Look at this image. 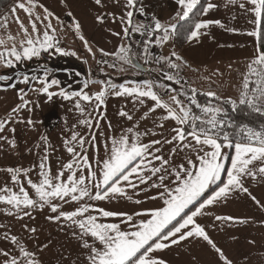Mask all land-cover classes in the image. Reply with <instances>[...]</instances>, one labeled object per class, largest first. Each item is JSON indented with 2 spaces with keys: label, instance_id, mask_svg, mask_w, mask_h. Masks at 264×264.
<instances>
[{
  "label": "crops",
  "instance_id": "obj_1",
  "mask_svg": "<svg viewBox=\"0 0 264 264\" xmlns=\"http://www.w3.org/2000/svg\"><path fill=\"white\" fill-rule=\"evenodd\" d=\"M18 2H25V0H15L0 12V41H3L0 43V53L6 54L5 59L0 61L3 63L0 65V76L11 79L16 74H21L14 88L11 85L0 87V121H11L6 125L5 131L0 133V188L7 185L12 187L13 191H18V186L12 185L11 176L6 171L9 168L28 169L30 170L28 178L33 182H39V163L44 156L45 147V140L42 138H46L49 151L47 167L52 175L59 173L61 164L71 159L65 149L64 140L70 138L73 131H78L89 141L93 136L96 137L95 142L84 145L93 170L100 166L97 161H100L102 165L103 160L107 158L112 139L126 133L130 127L143 134L141 135L142 143L152 144L155 140L163 142L165 139H171L174 135L172 129L179 125H176L172 119L164 120L163 116L167 115V112L162 108H156L154 112L150 111L155 107V102L147 97L137 98L114 94L105 97L104 106L92 114L93 123H98L99 127L86 128L79 125L81 116L75 108L78 98L65 100L59 95L61 90L69 93L83 90L89 73L92 74V79L101 74V70L114 72L124 71V68H127L125 62L117 58V53L121 47H130L131 52V44L138 33L131 30L127 36L123 33L125 24L120 21V17L125 12L126 0H104L100 6L95 4V0H37L38 6L33 10L31 18L21 9H16L15 14L11 12V8ZM149 2L150 6H146L145 1L140 0L137 8L142 7L146 15L155 17L163 24L179 22L173 19L178 11L175 0H149ZM207 3H212L216 7L201 19L220 23H213L204 29L205 34L197 41L187 42L180 50L174 47L173 38L163 46H157L154 42L152 45L159 49L160 57L168 58L181 68L186 77V83L183 86H186L189 91L192 88L199 93L213 91L221 93L222 99L219 98V100H228L232 99L227 93L229 86L233 85V79L239 77V81L235 83L241 92L247 65L257 54V39L247 35L255 28L252 23L255 18L250 11L246 12L239 7L240 0H236V3H229V0H208ZM246 6L251 7L247 4ZM44 8L59 18L51 19L50 22L56 28L60 47L68 53L75 52V55H60L53 49L42 52L39 57H33L30 60L15 61L14 57L8 56L7 53L14 46L22 50L21 42L25 37L20 23L34 38L36 34L32 33L30 19L34 20L36 15L43 18ZM68 13L71 15L69 16ZM98 15L105 17L103 23L97 22ZM16 17L19 18V22ZM74 21L81 25L79 33L74 29ZM138 21H141V15L137 11L133 23ZM36 23L38 32L42 36L45 30L44 25L48 21L41 20ZM80 36L88 42L92 52L87 51L84 40H81ZM105 52L108 53L107 56L103 54ZM173 52L181 57L180 61L172 56ZM7 59H12L15 67L6 66L4 61ZM51 60H56L57 65ZM33 62L43 65V70L37 69V71H40L43 76L47 73L48 82L53 79L59 81L58 85L49 89L50 92L56 93L51 99L46 93L34 91L43 88L40 81L45 76L42 77L40 74L34 76L33 72L29 74V69L34 66ZM19 67L20 69L25 67L27 71L18 73ZM235 67L242 68L235 69ZM74 68L81 69L83 77L73 71ZM90 69L93 71L88 73ZM135 72L136 76L140 77L139 71ZM25 75L30 78L27 84L21 82ZM31 76L38 79L33 80ZM158 78L159 75L156 74L149 75L145 79L153 84V91L160 96L167 86L161 87L162 89L157 87ZM176 85L181 84L176 83ZM25 93L24 99L29 102L26 109L13 114L12 109L23 103L20 96ZM173 95L183 103V99L177 96L173 88H169L167 95L160 98L172 108L177 109L176 104L171 100ZM140 99L144 102L140 103ZM233 100L238 101V97ZM80 103L85 106V102ZM122 111L131 115L133 119L128 120L127 116L121 117L119 113ZM145 114H147L146 117ZM13 116H15L14 120ZM29 120L33 123L28 124ZM159 124H163L164 127H158ZM174 147L177 145L161 143L154 145L152 150L155 152V149L159 148L160 152L156 155H162L168 159L171 167L181 164L187 166L189 157L198 165L194 151L183 150L173 153ZM225 151L234 153L233 148ZM148 159L152 160V157L149 156ZM225 163L228 165L230 161ZM152 164L159 166V161L152 160ZM171 167L164 183L175 187L176 181L171 175ZM79 174L81 173L78 172ZM82 174L87 176V169H84ZM159 175L152 177L148 185H139L136 189L126 188L125 191L132 197L131 200L127 197L104 201L88 200L87 203L92 206L90 214L97 215L98 222L118 223L122 230H131V225L122 222L123 217L105 218L94 209L103 208L108 211L127 213L132 215L137 223L141 219H148L149 217H139L135 214L163 207V200L159 199L163 189L151 187L153 182L160 183ZM66 176L67 173L62 179L66 180ZM19 185L25 187L31 198L36 199L34 190L27 184V179L21 177ZM245 185L249 189L248 194L233 192L227 200L207 206L203 210L207 214L198 216L196 220L205 228L209 237L231 264H264V178L258 177L256 180L245 178ZM150 197H157V199L153 200ZM253 197L256 199L254 200ZM137 200L140 203H136ZM53 203H61V211H73L78 207L75 202L53 201ZM8 207L0 204V250H7L18 257V249L11 244L10 240L3 239L4 234L7 233L9 236L15 235L28 250L35 254L40 264H88V250L82 248L81 241L73 235L77 229L63 220L50 219L56 215L50 208L29 209L31 217L24 216L21 212L22 218H17L16 215L7 214ZM216 215H227L245 222L216 221ZM32 228L36 231H29ZM87 239L89 243L92 242L91 237ZM97 246L99 247L98 244ZM152 255L163 259L166 264H224L219 254L199 238H190L188 241L157 251ZM4 259L0 256V264H4Z\"/></svg>",
  "mask_w": 264,
  "mask_h": 264
},
{
  "label": "snow or ice",
  "instance_id": "obj_2",
  "mask_svg": "<svg viewBox=\"0 0 264 264\" xmlns=\"http://www.w3.org/2000/svg\"><path fill=\"white\" fill-rule=\"evenodd\" d=\"M175 2L178 11L173 19L182 22L181 27L183 24L188 25L185 29V38L189 43L197 41L204 35L203 30L211 24L220 23L219 21L200 19L216 7L212 3H205L204 0H175ZM103 3L104 0H95L97 6ZM139 3L140 0H126L125 12L120 17V21L125 24L123 29L125 36L131 30L147 37L142 41L144 53L147 55L149 44L154 42L157 46H163L177 36L180 29L177 24H163L155 17L150 22L138 21L133 23L137 11L141 16L146 15L142 7L137 8ZM229 3H236V0H229ZM246 4L251 5V7H247ZM37 6V0H25V2L16 3L11 8V12L15 14L16 9H21L31 18L33 10ZM239 7L246 12L250 11L255 18L252 21L255 28L247 35L257 39V54L247 65V72L243 77L238 101L228 99L222 103L229 105L233 112L243 108L249 114L264 117V0H246V3L245 0H240ZM44 13L43 18L36 15L34 20L30 19L32 33L36 34L34 38L20 23L25 37L21 42L22 50H18L14 46L7 53L8 56L14 57L17 62H21L39 57L42 52L53 49L60 55H75V52L68 53L60 47L56 28L50 22L51 19L58 20L59 18L47 8H44ZM68 15L70 16L71 13ZM96 19L97 22L103 23L105 17L98 15ZM16 20L19 22L18 17ZM41 20L48 21L44 25L45 30L42 36L38 32L36 23V21ZM73 24L75 31L79 33L81 25L76 21ZM113 34L117 35V33ZM79 38L84 40L83 36ZM84 43L87 51L92 52L88 42L84 40ZM129 51V48L121 47L117 53V58L125 63H131L128 58ZM103 54L108 55L106 52ZM5 55V53H0V61L5 59ZM172 56L177 61L181 60V57L174 52ZM161 61L167 63L170 68L178 67L165 57L157 59L156 63L159 64ZM6 66L15 67L13 60L7 59ZM165 76L166 79L175 80L176 83H179V80H176L173 75L166 73ZM47 77L48 74L45 73V78L40 81L43 88L34 91L46 93L51 99L56 93L50 92L49 89L58 85L59 81L53 79L48 82ZM8 79L10 77L0 76V80ZM29 79V76L25 75L21 82L27 84ZM31 79L38 78L32 77ZM11 86L15 87V85ZM86 87L87 84H85ZM109 88L115 90L117 86L110 84ZM190 91V96L181 93L185 95L188 105L182 103L175 95L171 97L177 106V111V109L163 102L160 96L153 91L151 82H145L142 87L119 86V90L114 91V95L147 97L155 102V107L150 111L154 112L156 108H162L167 112L163 119H172L176 125H179V127L172 129L174 135L171 139H165L163 142L155 140L152 144L142 143L141 135L143 134L130 127L126 133L112 139V146L107 153V158L103 160L102 165L100 161H97L100 166L93 170L84 145L95 142L96 137L93 136L89 141L78 131H73L70 138L64 140L65 149L71 159L67 163L61 164L59 173L52 175L47 167L49 151L46 146V138H42L45 140V147L44 156L39 163V182H33L28 178L30 171L28 169H7L6 171L11 176L12 185L18 186V191H13L12 187L7 185L0 188V204L9 206L7 214L16 215L17 218H22L21 212L24 216L31 217L29 209L50 208L51 212L56 214L50 219L63 220L69 226L77 229L73 235L81 241V247L88 250V264H166L163 259L152 254L179 245L190 238L202 239L219 254L224 264H231L196 218L207 214L203 211L207 206L227 200L233 192L248 194L249 189L245 185V178L251 180H256L258 177L264 178V120L261 121L259 127L226 124L223 117L227 113L220 103L201 105L196 99L198 95L196 89L192 88ZM24 95L26 93L20 96L23 103L12 109L13 114L26 109L29 102L24 99ZM59 95L65 100L78 98L75 108L81 116L79 125L86 128L99 127L98 123H93L92 114L104 106L106 90H101L94 95H89L83 90L70 93L61 90ZM202 95L210 100L219 101L217 93L213 91H207ZM81 101L85 102V106L81 105ZM139 102L143 103L144 101L140 99ZM189 105H195L202 115H194ZM119 115L121 117L127 116L128 120L133 119L131 115L123 111ZM146 116L147 114H145ZM202 116L206 118L202 119ZM14 119L15 116H13ZM9 123H11L9 120L0 121V133L5 131L6 125ZM27 123L32 124L33 121L29 120ZM158 127L163 128L164 125L159 124ZM226 128H231L232 131L229 132ZM161 143L176 144L177 147L172 149L173 153L183 150L194 151L198 165L189 157L187 166L181 164L171 167L168 159L162 155H156L160 152L159 148H156L155 152L152 150L154 145ZM229 148H233L234 153L225 151ZM149 156L152 157V160L159 161V166L152 164V160L148 159ZM225 161H230V164L226 165ZM150 164H152L151 167H149ZM169 167H171V175L175 177V187L167 186L164 183L166 176L169 175ZM84 169H87V176L82 174ZM78 172L81 174L78 175ZM66 173V180H64L62 177ZM157 174H160L158 176L160 183L153 182L151 187L163 189L159 196V199L163 200V207L135 214L139 217H149L148 219H141L137 223L133 216L127 213L108 211L103 208L94 209L96 213L105 218L123 217L122 222L131 225V230H122L118 223L98 222V216L90 214L92 206L87 203L88 200L104 201L117 197H127L131 200L132 197L127 195L125 189H136L139 185H148L152 177H156ZM222 174L226 178H223ZM21 177L27 179V184L34 190L36 199L31 198L25 187L19 185ZM150 199L155 200L157 197H150ZM253 199L256 198L253 197ZM53 201L75 202L78 207L73 211H61V203H53ZM136 203H140V201L137 200ZM257 203L260 202L257 201ZM215 220L245 222L227 215H216ZM29 231L35 232L36 230L32 228ZM88 237L92 238L91 243H89ZM3 239L10 240L11 244L18 249L19 257L7 250H0V256L5 258L4 264H40L35 254L28 250L15 235L9 236L5 233Z\"/></svg>",
  "mask_w": 264,
  "mask_h": 264
},
{
  "label": "trees",
  "instance_id": "obj_3",
  "mask_svg": "<svg viewBox=\"0 0 264 264\" xmlns=\"http://www.w3.org/2000/svg\"><path fill=\"white\" fill-rule=\"evenodd\" d=\"M14 1L15 0H0V12H2L4 9H6ZM207 1L208 0H204L205 3H207ZM200 19H201V17H200ZM181 24H182V22H178L177 23L178 28L180 29V31H179V34L177 36L173 37V45L178 50L182 49L187 43V40L185 38V29L188 27V25L187 24H183V27H181ZM132 45H133V42H132L131 46ZM129 53L132 54V52H130V51H129ZM133 58H134V56H133ZM140 62L144 63L145 62V57L142 58L140 60ZM125 65H126L127 68L129 67V69H131L132 71L133 70L136 71V69H134L131 65H129V63H125ZM151 75L155 76L156 73L154 72ZM123 79H124V81L126 83L130 84L131 86H136V87H140L141 86L140 84H143V82L144 83L147 82L146 79L139 78L138 76L134 75V73H132V72L130 74H127L126 77H124ZM163 86H168L169 88H173L174 92L177 93V96H181V100L183 98H185V95H182L181 93H185L188 96L191 95V91H189L186 88V86H183V85L177 86L176 82H173V81H168V82L165 81L164 82V81H162L161 79L158 78L157 87H160V89H162ZM197 93H198V95H197L196 99H197V102L199 104H201V105H205L207 103H211L213 105H216L217 103L221 104V106L224 108V111L227 113V115L223 117V119H224L226 124L231 123L233 125H248V126L259 127L261 121L264 120V117H259L257 114H249L247 112V110L243 109V108H241L240 110H238L236 112H233L229 105L222 103L223 101H226V100H219V101H217L215 99L210 100L208 97L202 95V93H199V92H197ZM205 118L206 117H204V119ZM226 130L229 131V132L232 131L231 128H226ZM223 178H225V176Z\"/></svg>",
  "mask_w": 264,
  "mask_h": 264
},
{
  "label": "rangeland",
  "instance_id": "obj_4",
  "mask_svg": "<svg viewBox=\"0 0 264 264\" xmlns=\"http://www.w3.org/2000/svg\"><path fill=\"white\" fill-rule=\"evenodd\" d=\"M145 1V5L146 6H150V2L149 0H143ZM53 64H56L57 65V62L56 60H51ZM6 62V61H4ZM34 63V62H33ZM3 64V63H0V65ZM17 65V64H16ZM34 66L32 68H30L29 70V74H31L32 72V75H37V74H40L43 76V74L40 72V71H37V69H41L43 70V65L42 64H39V63H34L33 64ZM52 65V64H51ZM55 66V65H53ZM21 67V66H20ZM20 67L17 69V72H25L27 71V69L25 67H22V69H20ZM234 68V67H233ZM236 68H242V67H235ZM222 69V68H221ZM234 69V70H235ZM20 70V71H19ZM89 71H93V70H88V73ZM134 73V75H136V72L129 68H124V71H114V72H111V71H102L101 70V74H98L97 77H94L91 79V73L88 74V77L86 79V84H87V87L84 88V92L89 94V95H94L98 92H100L101 90H106V97L109 96V95H113L114 91H118L119 90V86L123 85L125 87H131L130 85H128V83H126L124 81V77H126L127 74H130V73ZM21 74H16V76H14L13 78L11 79H8V80H0V87H3L5 85H14L16 80H18L20 77ZM138 76V75H137ZM33 77V76H31ZM239 81V77H235L233 79V85L229 86V91H228V96H230V98L234 99L235 97H238L239 98V94H240V90H239V86L235 83V82H238ZM110 84H115L117 86V88L115 90H112L109 88V85ZM144 84V82H143ZM143 84H140L142 87ZM220 85V84H218ZM221 93H217L218 97L222 99V96L220 95Z\"/></svg>",
  "mask_w": 264,
  "mask_h": 264
},
{
  "label": "built area",
  "instance_id": "obj_5",
  "mask_svg": "<svg viewBox=\"0 0 264 264\" xmlns=\"http://www.w3.org/2000/svg\"><path fill=\"white\" fill-rule=\"evenodd\" d=\"M152 18L153 17L149 15H144V16H141V21L150 22ZM145 39H147L146 36H141L140 33H138V35L135 37L133 41L132 51H131L134 58L146 69L145 71H139V76H140L139 78H143V79L148 78L149 75L155 72L157 75H159V78L162 81L168 82L170 80L166 79V76H165V74L167 73L168 75H173L176 78V80H179V84L185 85L186 77L184 76V72L181 70L179 66L173 69V68H170L168 64L165 63L164 61H161L159 64L156 63V60L161 57H160V51L155 45H152V43L149 44L148 54L145 55L144 45L142 43V41ZM144 57H145V62L141 63L140 60ZM171 81L175 82V80H171ZM168 90H169V87L167 86L165 91L163 93H160V96H166ZM182 101L185 105H188V101L186 100V98H183ZM189 106L192 108V112L194 115H202L200 110L197 109L195 105H189ZM202 119H204L203 116H202Z\"/></svg>",
  "mask_w": 264,
  "mask_h": 264
},
{
  "label": "water",
  "instance_id": "obj_6",
  "mask_svg": "<svg viewBox=\"0 0 264 264\" xmlns=\"http://www.w3.org/2000/svg\"><path fill=\"white\" fill-rule=\"evenodd\" d=\"M128 58L131 60V63H129V65H131L134 69L138 70V71H145V67L140 65L132 56L131 53L128 54ZM136 65H139V67H136ZM73 71L77 72L81 77H83V71L79 68H74L72 69Z\"/></svg>",
  "mask_w": 264,
  "mask_h": 264
}]
</instances>
